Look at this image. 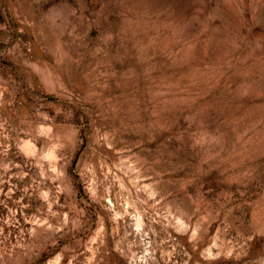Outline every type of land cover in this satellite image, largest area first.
<instances>
[{"label":"rangeland","instance_id":"rangeland-1","mask_svg":"<svg viewBox=\"0 0 264 264\" xmlns=\"http://www.w3.org/2000/svg\"><path fill=\"white\" fill-rule=\"evenodd\" d=\"M0 264H264V0H0Z\"/></svg>","mask_w":264,"mask_h":264}]
</instances>
